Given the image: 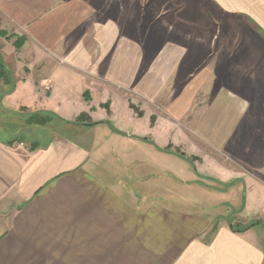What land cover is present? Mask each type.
<instances>
[{
    "label": "crops",
    "instance_id": "0c3cea01",
    "mask_svg": "<svg viewBox=\"0 0 264 264\" xmlns=\"http://www.w3.org/2000/svg\"><path fill=\"white\" fill-rule=\"evenodd\" d=\"M176 1L144 3L147 11L163 12L146 17L143 51L136 41V0L128 43L120 39L121 18H99L90 0H0V30L25 39L19 49L13 40H0V55L16 80L2 107L50 112L68 125L81 115L88 121L71 136L48 138L40 130L29 143L13 141L14 132L0 127V264H264V237L256 228L236 233L215 226L212 207H185L174 187L185 186L183 180L169 184L166 175H154V162L160 168L162 161H182L162 150L184 133L171 119L153 122L145 100L130 99L135 92L160 96L154 90L192 59L196 75L208 74L203 83L211 109L203 127L212 123L213 136L227 138L247 100L220 75L247 72L249 59L264 64V0ZM186 4L192 18L178 24L191 25V34L164 30L156 49L154 26L189 9ZM143 56L162 60L155 67L145 61L137 82ZM188 83L177 86L173 116L184 115L200 95L195 82L192 90ZM135 104L141 115L131 109Z\"/></svg>",
    "mask_w": 264,
    "mask_h": 264
},
{
    "label": "rangeland",
    "instance_id": "374dc122",
    "mask_svg": "<svg viewBox=\"0 0 264 264\" xmlns=\"http://www.w3.org/2000/svg\"><path fill=\"white\" fill-rule=\"evenodd\" d=\"M90 1L94 3V6H92L95 8L99 18L107 20L117 15L121 18L120 39L125 40L127 43L130 36L132 38V34L130 35L131 26L128 20L130 4L134 6L136 3V14L138 16L136 41L138 46H142L143 51L148 43V39L144 36L145 25L148 23V18L146 17H150L149 12H152L153 17L159 16V13L163 12L155 9H152V11L145 10L144 3L146 0H136L135 3L134 0ZM171 1L173 3L177 2L176 0ZM184 1L186 2L187 0ZM119 5L121 9L117 11L116 6ZM186 7H188L187 4ZM173 14V18L169 17L163 22L162 26L160 24L153 28V44L156 49L166 39L164 38L165 35L161 34L164 30L174 35L177 33L187 34L188 32L191 34V25L187 26L178 23H182L180 20H184V22L191 20L192 10L186 8L179 13L177 12V14L175 11ZM204 16L208 17L207 10ZM92 18L95 17L92 15ZM2 32L6 35L4 38L0 37V40H13L14 43L17 38H20H16L14 34H8L5 31ZM155 53L156 51L152 52L153 55ZM205 53L207 54V48ZM151 60L155 67V63L159 66L162 59L159 57L146 59L143 56L140 59L142 68L139 71L137 82L141 80L140 76L144 74L143 66H145V61L151 65ZM262 61L264 62V60ZM252 64L253 59H249V67L243 69L247 70V72L220 75L222 76L221 81L226 79L229 82L226 85L247 100V105H243L236 126L227 138L213 136L212 123H206L203 127L202 118L211 109L209 106L211 99L208 85L203 83L204 78H208V74L196 75L192 59L190 60V65L185 66L183 72H180L177 76H172L168 80V84H165L163 88L157 91L154 90V93H158L160 96L154 97L152 100L139 93H134L131 87L125 89L124 92L128 97H130L132 92L134 93L130 99L133 97V99L138 98L142 102L145 100L144 103L152 109L154 114V117H152L153 122L156 118H161L162 116L168 121L171 119L170 121L177 123L183 130V137L181 136L182 134H179L178 140L172 137L173 141H177V144L170 140L162 150L177 156L182 161L177 160L179 161L177 164L172 161L173 159H169L168 162L162 161L160 168H155L154 162V175H166L165 180H168L169 184L176 182L177 179L183 180L185 186L180 182L181 184L176 183L174 187L187 200L185 207L193 209L198 203L202 204L200 207H212L209 213L214 218L215 226L223 224L232 227L234 230H244L255 223L252 229L256 228L255 231L259 232L261 236L263 234L264 237V64L259 67ZM187 82H189L190 86L188 87L191 90L194 85L193 82H195V86L200 88V95L195 99L194 105L189 106V108L186 106L187 110L184 115L177 116L175 114L173 116V113H171L173 112L172 105L175 103L176 95L180 92V86H177ZM221 84L223 85V83ZM160 86L161 83L159 82L157 87ZM5 89V87L0 86V93L5 91ZM136 103H138V100ZM105 108L108 109L107 104ZM140 108L141 106L138 104L131 106V109L137 115L142 113ZM181 108L184 107L181 106ZM32 113L35 112L25 108L20 109L18 112H12L4 109L0 103V127L12 130L17 140L28 142L31 137L36 139L40 135V130L43 131V136L49 138L58 134L70 135L78 126V124H70V126L53 120L50 124L43 126L45 127L44 130L43 128H37V126L26 125V117ZM199 120H201L200 128L197 127V124L200 123ZM173 130L171 133L176 137L177 132L175 133ZM230 172H232V176L229 180L225 182L219 180V176H229ZM199 173L202 175L199 176ZM196 176L198 177L197 181L191 183L190 180L196 179ZM244 179L248 181L246 185L244 184ZM171 190H173L172 187ZM178 204L181 205L180 203Z\"/></svg>",
    "mask_w": 264,
    "mask_h": 264
},
{
    "label": "trees",
    "instance_id": "16d2710c",
    "mask_svg": "<svg viewBox=\"0 0 264 264\" xmlns=\"http://www.w3.org/2000/svg\"><path fill=\"white\" fill-rule=\"evenodd\" d=\"M5 35L6 34L4 32L0 31V37L4 38ZM24 42H25L24 38H17V40L14 41L13 46L15 49H19L23 45ZM15 84H16V80L14 79L12 73L8 70V68L4 64L2 57L0 55V86L6 88L5 91L0 93V100L5 95H8L14 91ZM52 120L53 121H59L58 118L53 113H50V112H38V113H36L35 112V113L27 115L26 120H25V124L26 125H33V126H46V125L50 124L52 122ZM86 120H87V117L81 115L76 119V121L74 123H71V124H78V125L82 124V125H84L85 122H88ZM92 125H97V124L95 123ZM85 126H87V125H85ZM13 141L19 142L20 140H17L16 138H14ZM180 157H182V156H180ZM253 226H255V223L250 225L249 227L245 228L244 230H234L232 227H230V230H232L233 232H236V233H242V232L249 230Z\"/></svg>",
    "mask_w": 264,
    "mask_h": 264
}]
</instances>
